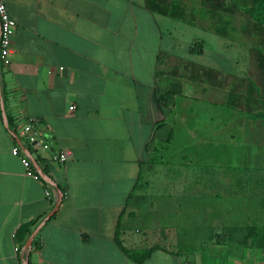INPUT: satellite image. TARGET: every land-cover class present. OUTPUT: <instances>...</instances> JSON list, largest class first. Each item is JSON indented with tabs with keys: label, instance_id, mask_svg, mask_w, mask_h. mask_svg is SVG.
<instances>
[{
	"label": "crops",
	"instance_id": "crops-1",
	"mask_svg": "<svg viewBox=\"0 0 264 264\" xmlns=\"http://www.w3.org/2000/svg\"><path fill=\"white\" fill-rule=\"evenodd\" d=\"M5 2L16 27L13 52L0 63V264H212L197 256L196 203L217 183L200 173L229 171L233 149L245 145V126L258 128L264 147V103L235 108L213 99L216 86L206 81L221 75L211 70L204 76L210 91L197 93L195 105L179 82L171 104L161 105L157 91L169 90L160 69L169 41H185L188 29L218 34V0ZM227 2L229 31L241 30L247 41L258 31L263 40L255 0ZM221 36L233 41L231 33ZM182 114L193 125L180 123ZM29 118L49 149L18 137L16 127ZM179 134L191 141L186 147L197 143L199 180L163 184V195L148 200L160 203L162 224L143 225L131 203H138L158 144ZM17 143L52 182L27 174L12 152ZM61 151L67 161H53ZM188 187L197 191L191 197Z\"/></svg>",
	"mask_w": 264,
	"mask_h": 264
},
{
	"label": "rangeland",
	"instance_id": "rangeland-1",
	"mask_svg": "<svg viewBox=\"0 0 264 264\" xmlns=\"http://www.w3.org/2000/svg\"><path fill=\"white\" fill-rule=\"evenodd\" d=\"M229 8L231 4L227 0H218V34L213 30L188 29L185 41H169L168 60L160 69L166 75L168 91L172 92L171 87L179 82L178 90L190 104L197 103V93L209 90L204 84V76L210 70L221 75H212L206 81L216 86L210 93L213 99L235 108H245L247 103H264V91L260 88V85L264 86V39L260 40L258 35H262L258 31L248 41L241 35V30L229 31L224 21ZM212 27H215L214 22ZM228 33L232 34L233 41L221 36ZM259 33L264 34V30ZM192 37L197 41H190ZM171 103L173 101H169ZM178 119L184 124L188 121L193 125L194 122L192 118H184L183 114ZM241 127L235 121L233 130L236 135ZM257 131L258 128L251 125L244 127L245 145L233 149L229 171L220 170L219 166L216 174H209V170L200 173L202 181H209L212 177L217 183L211 194L202 196L205 203H196L197 256L203 262L264 264V147L258 144L261 137ZM182 136L179 134L174 141L158 144L151 167L141 179V194L138 203H131V209L136 217L144 219L143 225L162 224L160 203H148V200L163 195V184L197 185V143L186 147L191 141ZM254 139L259 141L255 143ZM191 188L184 190L186 197L197 192ZM188 210L186 215H192ZM186 226L190 225L187 223ZM194 234L196 232L191 236Z\"/></svg>",
	"mask_w": 264,
	"mask_h": 264
},
{
	"label": "built area",
	"instance_id": "built-area-1",
	"mask_svg": "<svg viewBox=\"0 0 264 264\" xmlns=\"http://www.w3.org/2000/svg\"><path fill=\"white\" fill-rule=\"evenodd\" d=\"M15 27L16 21L9 13L5 0H0V63L7 62L10 54L13 52L12 35ZM75 108L76 106L73 105L72 109ZM37 122L36 119H27L24 123L16 127V133L19 138L26 140L31 147L43 150L49 149L50 144L48 142L41 143L39 141V131L36 128ZM12 152L21 158L28 175L37 180H43L40 173L35 170L30 156L25 149H23L21 144L17 143L13 147ZM52 160L59 163H65L67 161V156L61 151L54 154ZM45 193L49 197L51 195V189L49 187L46 188Z\"/></svg>",
	"mask_w": 264,
	"mask_h": 264
},
{
	"label": "trees",
	"instance_id": "trees-1",
	"mask_svg": "<svg viewBox=\"0 0 264 264\" xmlns=\"http://www.w3.org/2000/svg\"><path fill=\"white\" fill-rule=\"evenodd\" d=\"M256 6L254 8V12L257 14L259 19L264 22V0H255ZM158 101L161 105H167L169 101H173V92L166 90L157 91ZM36 170V169H35ZM37 171V170H36ZM63 193V191H61ZM120 243V240H118ZM153 252V248L148 249L147 251L142 252L140 257L137 258V261L141 262L145 258L149 257V255Z\"/></svg>",
	"mask_w": 264,
	"mask_h": 264
},
{
	"label": "water",
	"instance_id": "water-1",
	"mask_svg": "<svg viewBox=\"0 0 264 264\" xmlns=\"http://www.w3.org/2000/svg\"><path fill=\"white\" fill-rule=\"evenodd\" d=\"M35 166H36L38 172L40 173V175H41V177H42L43 179L48 180L49 182H52V179H51L50 177H48L47 175H45V174L41 171V169L39 168V166H38L36 163H35ZM63 196H64V195H63V193L61 192L55 210L58 209V207H59V205H60V203H61V201H62V199H63ZM53 213H54V211L49 215V218L53 215ZM44 223H45V221L42 222V223L39 225V227H38V228L34 231V233L32 234L31 238H30L29 241H28V245H29V246L32 245L33 238L36 236V234L38 233V231L40 230V228L42 227V225H43Z\"/></svg>",
	"mask_w": 264,
	"mask_h": 264
}]
</instances>
